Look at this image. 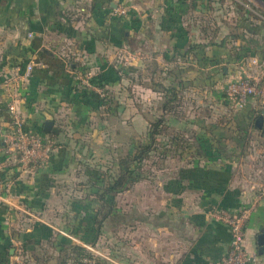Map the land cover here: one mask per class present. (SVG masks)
Wrapping results in <instances>:
<instances>
[{
    "label": "crops",
    "instance_id": "1",
    "mask_svg": "<svg viewBox=\"0 0 264 264\" xmlns=\"http://www.w3.org/2000/svg\"><path fill=\"white\" fill-rule=\"evenodd\" d=\"M260 23L241 0H0V133L18 121L53 146L23 169L0 137V264H15L18 244L23 264H64L70 246L103 264H213L230 235L212 212L246 208L244 246L264 264V95L238 109L209 80L216 46L240 43L249 67L252 53L264 58V33L250 30ZM82 69L107 105L79 84ZM157 85L179 94L176 116ZM47 116L56 134L43 131ZM162 116L144 178L99 198Z\"/></svg>",
    "mask_w": 264,
    "mask_h": 264
},
{
    "label": "built area",
    "instance_id": "2",
    "mask_svg": "<svg viewBox=\"0 0 264 264\" xmlns=\"http://www.w3.org/2000/svg\"><path fill=\"white\" fill-rule=\"evenodd\" d=\"M256 19L264 23V15L256 12V10L248 8ZM120 16L126 15V9L118 8L115 10ZM252 66L259 67L262 71V76L243 77L229 83L224 89V94L235 108H243L248 99L251 97H259L264 92V58L250 57L247 60ZM34 66L33 62H28L25 65L26 75L30 74ZM94 72L88 69H82L77 74L79 84L91 92L104 97L103 89L97 86L94 81ZM1 142L4 146V151L12 155L19 167L23 169L34 168L42 165L49 158L53 146L52 143L45 140L41 135L33 131H25L21 124L15 121L14 125L9 130H2L0 133ZM264 191H261L258 196L261 198ZM248 208L238 212H229L224 209H219L212 214L214 217L223 223L229 232L230 242L228 252L213 264H255L258 260L256 254L248 252L244 246V230L248 219ZM89 250H93L90 246H86ZM15 264H23V249L20 244L15 246ZM83 264H97L93 259H83ZM97 262V263H96Z\"/></svg>",
    "mask_w": 264,
    "mask_h": 264
},
{
    "label": "trees",
    "instance_id": "3",
    "mask_svg": "<svg viewBox=\"0 0 264 264\" xmlns=\"http://www.w3.org/2000/svg\"><path fill=\"white\" fill-rule=\"evenodd\" d=\"M264 1V0H263ZM247 12H245V15ZM254 17V16H253ZM256 19V17H254ZM258 20V19H256ZM251 24V23H250ZM248 28V26H247ZM251 31H253L256 34H263L264 33V24L260 23L258 26L252 25L250 28ZM248 50V49H247ZM252 54L258 55V52H254ZM246 55H251L248 53L244 48L241 46L237 51H235V58L236 60H241ZM96 78V80H95ZM93 78L94 82L96 84L101 82L100 77ZM99 85V84H98ZM100 87H103L102 85H99ZM155 88V86H153ZM159 93L162 94L163 97V104L161 105L162 110L164 111V114L167 115H175L176 116V107L180 103V96L175 90L174 87H163L160 85H157L155 88ZM91 97H93L98 104L101 105H107V91L103 89L104 97H100L98 94L94 92H90ZM164 117H160L158 119H155L149 123V136L148 141L144 144H139L136 146V148L133 151H129L125 156L121 157L118 160V169L117 173L109 179V181L99 189V198L104 199V197L109 196L111 194H117L121 193L129 188H131L135 183L142 180L145 176V173L142 172V166L143 161L149 159V153H151L155 148V138L157 135H160L164 133ZM252 127V124L249 126ZM247 128L242 130V133H246ZM69 252L65 254V262L67 263L70 258H72L74 261V264H83L80 262L82 258L86 259H93L92 255H90L88 252H86L83 248L79 246H70ZM70 253V255H69ZM98 262V263H97ZM97 264H103L99 261H97ZM63 264V261L61 262Z\"/></svg>",
    "mask_w": 264,
    "mask_h": 264
},
{
    "label": "rangeland",
    "instance_id": "4",
    "mask_svg": "<svg viewBox=\"0 0 264 264\" xmlns=\"http://www.w3.org/2000/svg\"><path fill=\"white\" fill-rule=\"evenodd\" d=\"M241 2L243 3V5L247 6L248 8L250 7L251 9L256 10V12L264 15V1L263 0H241ZM239 48H241L240 43L238 46H235L233 44H231L230 46L228 45L227 46L223 45L221 47L216 46L215 47L216 50L214 53L215 56L211 55L214 59L210 61L211 65H210L209 72L211 76L209 80L211 82L212 91H217V94L220 95L219 97L220 101L222 102H224L225 99L226 100L228 99L224 94V89L229 83L235 81L238 78H243V77L257 78V76H262V71L259 68L253 67V66L249 67L246 64V61H245L246 57L238 61L236 60L235 56H233L231 52L233 51L235 52ZM220 55H224L226 58L225 57L223 58ZM255 56H258V55L254 54V57ZM224 69L226 70V73H223L222 70ZM253 71H255V73H252ZM221 92L222 94H220ZM263 95H264V92L260 96H263ZM213 107L214 108L212 111L214 112L215 116H218L217 114H220L221 112H223L222 110H219L220 108H218L217 106H213ZM243 112L244 111H241L240 113L237 112V114H239L240 117H244ZM234 114H233V111L224 113L225 116H234ZM251 114H252L251 111H248V113H246V116H250ZM221 116L223 115L221 114ZM119 198L121 200L122 195H120ZM121 208H122V204H120V209Z\"/></svg>",
    "mask_w": 264,
    "mask_h": 264
},
{
    "label": "water",
    "instance_id": "5",
    "mask_svg": "<svg viewBox=\"0 0 264 264\" xmlns=\"http://www.w3.org/2000/svg\"><path fill=\"white\" fill-rule=\"evenodd\" d=\"M69 68L72 69L73 68V64L69 65ZM224 71H226L224 69ZM260 116L257 118V120L255 121V127L259 128H263L264 130V124H263V117H264V110L260 111ZM43 131L46 133H54L56 134L58 132V129L56 127H54V122L51 119L50 116H47V119L43 125ZM257 243L260 246L259 251L263 252L264 249V234H260L257 237Z\"/></svg>",
    "mask_w": 264,
    "mask_h": 264
}]
</instances>
